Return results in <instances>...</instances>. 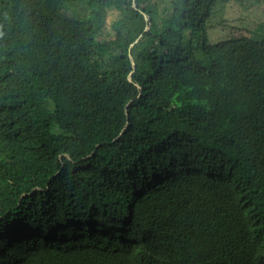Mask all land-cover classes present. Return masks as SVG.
Instances as JSON below:
<instances>
[{
  "label": "trees",
  "instance_id": "trees-1",
  "mask_svg": "<svg viewBox=\"0 0 264 264\" xmlns=\"http://www.w3.org/2000/svg\"><path fill=\"white\" fill-rule=\"evenodd\" d=\"M231 1L0 0V264H264V32L209 43Z\"/></svg>",
  "mask_w": 264,
  "mask_h": 264
},
{
  "label": "rangeland",
  "instance_id": "rangeland-1",
  "mask_svg": "<svg viewBox=\"0 0 264 264\" xmlns=\"http://www.w3.org/2000/svg\"><path fill=\"white\" fill-rule=\"evenodd\" d=\"M221 10H224L222 16L217 12L212 15L211 24L215 27L207 29L209 43L224 38L230 27L238 28V33H244L245 30L254 38H259L264 32V0H232ZM114 17L115 14L110 15V19ZM219 21L226 23L215 25Z\"/></svg>",
  "mask_w": 264,
  "mask_h": 264
},
{
  "label": "clouds",
  "instance_id": "clouds-1",
  "mask_svg": "<svg viewBox=\"0 0 264 264\" xmlns=\"http://www.w3.org/2000/svg\"><path fill=\"white\" fill-rule=\"evenodd\" d=\"M2 34V31L0 30V35ZM10 59H8L7 58V56H4L3 58H0V65L1 64H4V63H6V62H8ZM35 69H36V67H34ZM10 134H9V130H8V128H1L0 127V142L1 143H5L6 141H7V137L9 136ZM1 156H0V165H1ZM247 244H248V242L246 243V246H247ZM246 246H245V248H246ZM244 248V249H245ZM223 252H225V253H227L228 255H230L229 254V252H228V250L226 249V248H224V251Z\"/></svg>",
  "mask_w": 264,
  "mask_h": 264
}]
</instances>
